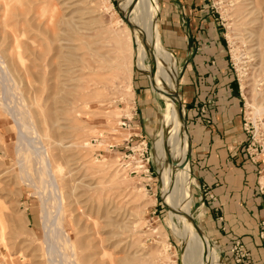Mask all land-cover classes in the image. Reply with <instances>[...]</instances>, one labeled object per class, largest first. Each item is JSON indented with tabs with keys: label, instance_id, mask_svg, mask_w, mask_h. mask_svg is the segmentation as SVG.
<instances>
[{
	"label": "rangeland",
	"instance_id": "obj_1",
	"mask_svg": "<svg viewBox=\"0 0 264 264\" xmlns=\"http://www.w3.org/2000/svg\"><path fill=\"white\" fill-rule=\"evenodd\" d=\"M137 1L0 0V39L3 37L0 50L6 56L11 51L16 58L20 72L17 76L24 82L19 87L33 114L47 112L55 121L52 136L59 134L56 139L64 138L57 139L58 147H49L55 164L63 168L60 175L68 183L63 190L64 230L71 237L79 264H186L182 246L189 233V216L202 233L206 248L215 254L216 262L211 264H221L225 259L222 256L232 259L234 264H252L250 256L244 263L236 262L232 249L241 240H231L227 250L218 247V240L207 227V208L216 197L207 188L199 191L196 181L182 184L184 191L187 187L192 196L187 217L182 211L183 217L178 218L169 206L161 186L155 140L166 111L165 91L159 87L164 83L157 70L160 54L152 47L144 49L134 44L133 20L137 15L131 8ZM185 1L188 0H154L160 33L158 43L161 46V41L166 48L161 46L170 74L178 81L174 89L180 102L184 77L190 69L188 57L184 58L185 52L180 49L185 48L183 40L187 36L181 33L182 38L174 25L180 20L178 12ZM200 1L208 7L225 39L228 61L241 97L243 124L244 120L250 123L264 118L255 119L253 110L246 106L254 88L260 93L259 104L264 103V0ZM74 27L80 30L74 31ZM60 37L65 41L57 42ZM59 46L66 52L57 49ZM36 55H40V60ZM62 61H66L64 66ZM20 69L25 72L21 73ZM67 69L72 73H67ZM27 71L28 76L24 75ZM36 75L41 78L38 83L33 78ZM152 78L157 79V85L153 86ZM143 85L155 89L159 105L151 112V118L143 122L146 127L143 124L142 128L147 131L135 137L132 135L135 132L129 131L133 124L125 123L133 116L132 123L138 119L136 88L142 89ZM46 99H49L47 104ZM60 99L62 102L58 103ZM183 109V124L189 137L188 113L184 106ZM183 124L178 136L186 155V168L193 176L182 138ZM136 128L141 126L137 124ZM16 140L14 123L0 107V218H3L0 264H45L42 203L35 189L21 180Z\"/></svg>",
	"mask_w": 264,
	"mask_h": 264
},
{
	"label": "crops",
	"instance_id": "obj_2",
	"mask_svg": "<svg viewBox=\"0 0 264 264\" xmlns=\"http://www.w3.org/2000/svg\"><path fill=\"white\" fill-rule=\"evenodd\" d=\"M207 9L200 0L185 1L178 12L180 20L174 25L175 30L187 36L183 40L185 48L180 49L185 52L184 58L188 57L190 69L179 96L188 113L190 138L184 124L182 138L199 191L207 188L216 197L207 208V227L218 240V247L227 250L231 240H241L250 262L264 264V194L259 190L254 166L245 160L241 97L225 39ZM141 88H136L137 122H131L133 116L125 123L133 124L129 131L135 132L132 134L135 137L147 131L142 128L143 124L146 127L143 122L151 118V112L159 105L155 89L146 85ZM209 102L212 103L208 105ZM208 120L211 124L206 123ZM137 124L141 129L136 128ZM223 258L221 264H234L232 259Z\"/></svg>",
	"mask_w": 264,
	"mask_h": 264
},
{
	"label": "bare ground",
	"instance_id": "obj_3",
	"mask_svg": "<svg viewBox=\"0 0 264 264\" xmlns=\"http://www.w3.org/2000/svg\"><path fill=\"white\" fill-rule=\"evenodd\" d=\"M131 10L137 15L133 20L136 23L135 24L136 31H134L136 32V35H134V39H133L135 46L136 47L141 46L144 49L148 47L149 48L152 47L160 54V58H159L160 66L157 65V70L162 74L164 85H161V86L158 85V86L160 88L162 87L165 91V102H164L165 108L164 109L166 111L162 115V118H161L162 126L160 127V130L156 134L155 140H156V148H157L156 150L158 151V161H159L158 169L160 171L161 186L163 187L168 197V203H169L170 208L172 209V211H175V213L177 214V217L181 218V216L183 215L181 214L182 211L187 217L191 209V206H192V196H191L190 190H188L187 187H186V191H184L183 187L181 186L184 182H187L189 185L194 184L195 180H194V177L191 176L188 168H186V164H185L186 155L185 153L182 152L183 150L182 142L178 136V131L183 124L182 117L184 116L183 110L179 106V101L178 99L176 100V97H175L174 86L177 85L178 81L174 80L170 74L169 65L163 54L164 53L163 48L164 49L166 48L163 46L161 41L160 43L163 48L158 43L160 33H159L158 24L156 21L157 7L154 4V0H138L135 3V6L131 8ZM66 21L70 22L69 19ZM61 24H63V22ZM73 29L71 28V31ZM76 29L77 28H75L74 31H76ZM3 30L4 29H2V31ZM63 30L64 29H62V31ZM79 30H80V27L79 29H77V31ZM68 31L70 32V29H68ZM64 33H67V31L65 30ZM60 34L64 35L62 34V32ZM59 36L56 38H59ZM67 36L68 34L66 35L64 39H66ZM63 37L62 38L60 37L61 39H59L57 42L65 41ZM2 39H0V42ZM62 48H63L62 46H59L57 49L61 50ZM144 49L142 52H144ZM62 50L63 52H66L64 51V49ZM8 55L9 56H6V54H4L0 50V107L3 109V111H5L9 115L10 119L12 120L15 126L16 137H17V140H16V153L18 156L17 163L19 166L18 169L20 168V172H21V175H20L21 180L24 181L27 184V186H30L35 189L36 195L39 196L40 198L39 201L42 203L41 204L42 223H43V231H44V239L42 243L45 245L44 254H43L45 264H79L77 253L74 249V244L72 243L71 237L64 230V227H63V220H64V215L66 212V207L63 204V200L65 199V193L63 190H64V187L67 188L66 186H68V183L65 182V178H64L65 176L60 175V174H63V168L55 164L54 160L52 159L51 153L49 151L50 145H53L54 147H56V145L57 147L59 146V144H57L58 138L61 139L60 141H63L64 138L62 139L61 137L63 136H61L56 139V136H58L59 134L52 136L54 134L52 130H53L55 121L51 119L50 116H48L47 112L42 110L40 113L33 114L32 110L29 107L30 105L28 106V104H26L27 98L24 97L23 92L21 91L22 89H20L21 86L19 87V84H22L20 82H23V78L20 77V80L18 79L17 74H19L20 72L17 67L18 66L17 63H15L16 58L14 60V55L11 53V51L8 53ZM16 55L17 54L15 53V56ZM21 56L22 55L18 53V58L20 62H22ZM58 56H57V59L58 61H60L61 60L60 58H63V57H61V54H60V58ZM36 58L37 60H40V55H36ZM78 61L80 62V60ZM63 62H66V61H62V64H61L62 66H64ZM57 65L58 64H56L55 67ZM30 68L33 70L31 66ZM23 69H25V66ZM68 70L69 69L66 70L67 73H69ZM55 72L57 73V70ZM79 73H81V71ZM24 75L28 76L29 75L28 71H27V74H24ZM61 75H63V73H61ZM63 77H67V75H63ZM33 78L36 82L41 81V78H39V76L37 75ZM156 80L157 79L152 78L153 85H157ZM64 86L65 85H63L62 87ZM29 88L32 90L31 87ZM33 90L36 91V89H33ZM65 90L66 88L62 91H65ZM35 91L33 92V95L35 94ZM250 92L252 94V98L249 99L248 103H246V106L248 109L253 110L252 114L255 119L261 118L262 116H264V103L263 105L259 104L260 93H257L255 88L252 89V91ZM61 99L64 100L65 98L61 97ZM61 99L58 101V103L61 101ZM48 100L47 102L45 101L46 104L48 103ZM34 104L38 105L37 101H35ZM50 112L52 111L50 110ZM54 112L56 113V110ZM55 120L57 119L55 118ZM33 167H36V170H34ZM31 169H32V174L30 173ZM68 176H69V173H68ZM261 183L264 184V176L261 177ZM0 219H1L0 221H2V224H3V220H2L3 218H0ZM187 224L189 225V228H188L189 233L187 234L186 237H184L183 239L184 242L182 246L183 255L186 260V264L215 263L216 262L215 254L211 250L206 248V246L204 245V237L202 233H200L197 230V228L190 222L189 216L187 219ZM2 233L4 234V232ZM4 239L5 238H3V240ZM5 255L8 256V253L7 254L5 253Z\"/></svg>",
	"mask_w": 264,
	"mask_h": 264
},
{
	"label": "built area",
	"instance_id": "obj_4",
	"mask_svg": "<svg viewBox=\"0 0 264 264\" xmlns=\"http://www.w3.org/2000/svg\"><path fill=\"white\" fill-rule=\"evenodd\" d=\"M211 103L209 102L208 105ZM202 111L205 112V107ZM244 121L243 131L248 138L246 140L244 155L248 162L254 166L258 176L259 190L264 194V184L260 181L261 177L264 176V118L250 123L246 120ZM206 123L211 124L209 120ZM220 220L222 221V219ZM262 226L264 225L262 224ZM262 238H264V232L262 233ZM232 252L236 256L237 263H244L249 258L248 252L240 242L234 243Z\"/></svg>",
	"mask_w": 264,
	"mask_h": 264
},
{
	"label": "water",
	"instance_id": "obj_5",
	"mask_svg": "<svg viewBox=\"0 0 264 264\" xmlns=\"http://www.w3.org/2000/svg\"><path fill=\"white\" fill-rule=\"evenodd\" d=\"M176 98H177V96H176ZM178 99V98H177ZM179 101V100H178ZM179 106L181 107V108H183V106H182V104H181V102L179 101ZM185 120V118H184V116H183V121ZM185 125V124H184ZM185 128H186V131H187V127L185 126ZM190 150H191V147H190V143H189V156H191V152H190Z\"/></svg>",
	"mask_w": 264,
	"mask_h": 264
},
{
	"label": "trees",
	"instance_id": "obj_6",
	"mask_svg": "<svg viewBox=\"0 0 264 264\" xmlns=\"http://www.w3.org/2000/svg\"><path fill=\"white\" fill-rule=\"evenodd\" d=\"M247 162H248V160L247 159H245Z\"/></svg>",
	"mask_w": 264,
	"mask_h": 264
}]
</instances>
